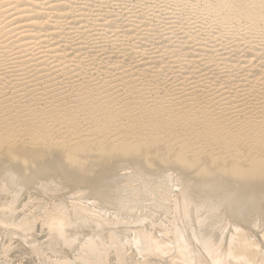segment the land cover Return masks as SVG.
Returning <instances> with one entry per match:
<instances>
[{
  "label": "bare ground",
  "instance_id": "6f19581e",
  "mask_svg": "<svg viewBox=\"0 0 264 264\" xmlns=\"http://www.w3.org/2000/svg\"><path fill=\"white\" fill-rule=\"evenodd\" d=\"M115 1L118 4L126 2ZM242 1L194 0V4L206 11L204 15L211 16L208 17L211 21L221 12L235 14L234 9L247 10L249 4L232 6V3L240 4ZM253 1L251 3H257L259 7L260 1ZM176 2L182 7L185 0ZM147 8L154 13L155 7L146 5ZM260 8L264 12V4ZM104 13L102 21L105 27H110V11ZM246 17L249 18L247 14ZM161 23L152 26L146 22L145 26L150 29L145 31L146 38H151L148 34L151 33L150 27L161 29ZM224 23L227 26L230 21ZM175 25L181 35L188 34L185 38L193 46L201 45L200 31L192 34L190 26L188 32L183 25ZM176 29L170 33L173 37L163 41L170 44L174 42L172 40H178L174 36ZM161 34L160 38L164 37ZM220 45L222 49L228 47V54L239 55L240 51L233 47L234 44L227 46L220 41L217 46ZM181 46L172 51L173 58L183 56L179 54L184 50ZM207 50L201 56H209L206 62L210 65L214 62V51ZM255 52L258 56L259 51ZM235 63L223 67L227 74L235 68ZM24 64L22 62L19 66ZM254 65L250 64L249 68ZM159 68L158 72L163 70ZM121 78L117 80L122 83L124 80ZM114 84L107 89H104L106 85L95 84V88L86 90V100L74 99L69 107L56 108L53 103L47 105L51 108L28 107V112L22 116L15 114L17 122H11L13 118L7 117L9 114L4 113L0 104V131L6 129L18 139L30 129L28 125L33 124L35 129L28 132L33 136L30 145L42 143L41 147L19 145L0 149V264H264V222L261 221L264 217V156L251 158L256 146L248 147L247 159L243 158L245 155L239 157L228 151L213 153L204 147L209 146V141L262 145L264 117L250 123L252 117L249 116L237 125H230L225 122L228 119L219 120L222 116L221 113L216 115L221 112L219 107L211 109L206 105L194 111L198 105L194 108L192 105L197 99L190 97L172 106H164V103L152 106L153 103L149 105L147 102L135 103L133 107L123 106L121 100L113 97L114 87L117 89L120 85ZM48 98L51 101L53 97ZM78 108L79 111L91 109L95 114L99 108L106 118L103 127L108 121L112 123L126 113L130 120L125 127L127 131H122L127 133L126 141L130 132L139 128L141 120L150 121L153 125L160 120L167 126L171 119L178 118L170 125L175 130L188 124H202L203 133L200 132L195 141L202 142L204 146L194 148L190 142H184L186 138H182L183 141L178 139V133L165 136L162 133L164 128L156 135H142L128 142L110 140L114 134H119L118 126L112 130H98L96 126V130L92 129L89 134L91 138L81 139L80 135L74 142L70 139L68 143L62 138L51 143L55 132L51 133L52 129L46 128H52L51 122L59 117L76 116ZM152 124L148 128L154 130ZM0 143L6 141L1 140Z\"/></svg>",
  "mask_w": 264,
  "mask_h": 264
},
{
  "label": "rangeland",
  "instance_id": "374dc122",
  "mask_svg": "<svg viewBox=\"0 0 264 264\" xmlns=\"http://www.w3.org/2000/svg\"><path fill=\"white\" fill-rule=\"evenodd\" d=\"M123 1H126V4H123L122 1L118 4L115 0H0V104L5 111L4 113L9 114L7 117L13 118L12 121L10 120L11 122H17L14 120L15 114L22 116L28 112V107L40 109L52 103L56 108L69 107L75 100L87 98L88 92L86 90L95 88V84L98 83L100 86L106 85L104 89L115 86L114 83L120 84L117 89L114 87L113 97L116 96L117 101L121 100L123 106L133 107L135 103L141 104V102H147L149 105L153 103L152 106H160L163 103L164 106L165 104L172 106V104H178L183 99L190 97L197 99L196 103L192 105V108L198 105L193 109L194 111L206 105L211 109L219 107L221 112L216 113L217 116L220 115L219 113L222 114L219 120L228 119L225 122L230 123V125H237L238 122L244 121L249 116L252 117L250 123L257 122L260 117H264V74H260L261 72L264 73V37H262L264 35V12L260 8L261 4H264V0H255V2L260 1L259 7L256 5L257 3H251L254 2L253 0H243L240 4H238L240 1L232 3L233 7L243 3L244 5L249 4V7L242 11L234 9L235 14H230V11L221 12L219 17L215 16L218 17L216 21L213 16L214 19L212 18L210 21L208 17L211 16L204 15L206 11H202L198 5L195 6L194 0H185L182 7L177 6L176 0ZM146 5L155 7L154 13L150 11L151 8L145 9ZM91 6H93L92 9ZM249 9L252 11L249 12ZM106 10L110 11L112 16L109 22L111 23L109 24L110 27H105L106 24L102 21ZM246 11H248L246 14L249 18L246 17ZM138 16L146 17V19L141 20ZM185 17L187 18L185 19ZM148 21L150 24L152 23V26L157 22H162L161 27L164 30L161 31L162 28L159 29L157 26H149L151 33L148 34L151 35V38H146L145 34L149 28L145 25L146 22L149 24ZM224 21H230L227 25L228 28ZM184 23H186L185 26ZM175 24L183 25L188 32L191 28L192 34H197L200 31L198 34L203 39L201 45L193 46L185 38L188 34L185 36L182 34V36L179 27ZM252 27L254 30L257 29L259 33L257 30H255L256 32L251 30ZM175 29L177 32H174V36L178 40L174 38L176 41L172 40L174 42L170 44L164 42L168 37H173L170 33ZM216 32H218L217 35ZM160 34L164 37L160 38ZM157 38H160L161 43ZM220 41L224 45L234 44L233 47H238L237 50L240 51L239 55L236 57L233 54H228V47L222 49V45L217 46ZM177 42L178 44H176ZM180 42L182 43L179 44ZM173 44L175 45L173 46ZM164 45L167 47L162 48ZM178 45H182L181 47L184 49L179 52L183 56L173 58L172 51L179 49ZM204 50L214 51L212 55L214 62L210 65L206 62L209 56H201L205 53ZM256 50L259 51L258 56H255ZM22 62L26 64L19 66ZM233 62H238L239 65L235 63V68L229 70L227 74L223 67L225 65L230 66L234 64ZM250 64L255 65L249 68ZM258 65L263 67H258ZM186 66L187 68H185ZM159 67L163 68L160 72H158ZM259 69L261 70L259 71ZM120 78L124 80L122 83L121 81L118 82ZM85 86H88L87 89H84ZM47 92L49 94L45 95ZM48 97L53 98L49 101ZM171 99L173 102L170 101ZM96 110L95 114L92 113L91 109L79 111L78 108L76 116H68L65 119L59 117L55 120L57 122H51L54 124H52V128H50L51 126L46 128L52 129L51 133L55 132L52 134L54 137L51 143L58 142L62 138L67 142L70 139H72L71 142H74L80 135L81 139L91 138L89 134H91L92 129V131L96 130V126L98 130L109 128L112 130L118 126L119 134H114L110 140L126 141L127 133L125 132L127 130L125 127L130 123L126 113L117 117H120V120L116 118L117 121L112 123L108 121L103 127L102 123L105 122L104 119L106 120V118L102 116L103 112L99 108ZM215 110L217 111V109ZM42 119L43 117L40 118L41 121L44 120ZM68 119L73 123H69ZM175 119H171L167 126H164L165 124L160 120H156L155 125L150 121L141 120L138 124L139 128L130 132L128 135L130 137L126 142L142 135H156V132L164 128L162 133L165 136H168L169 133H178V139L183 141L186 138L184 142H190L194 148L204 146L202 142L195 141L196 136L203 133L202 124H188L175 130L171 127ZM21 122L23 125L24 122ZM151 124L153 125L152 128L157 130L148 128ZM34 125L37 128V124ZM41 125L44 126L42 122ZM27 128H30L27 129L29 131L24 130L26 134L24 135L25 132H23V137L20 136L18 139L11 134L12 132L7 133L8 130H1L0 134L3 135L2 137L0 135V141H6V143H0L3 145L0 146V149L4 146V148L9 147L11 149L12 146L17 147L19 145L27 148L28 146L29 148L41 147L40 144L42 143L37 144V146L30 145L33 136L29 135L28 132H32L35 128H33V124L28 125ZM19 139L22 141H18ZM143 141L145 142V140ZM207 145L209 146H204L206 151H213V153L228 151L239 157L245 155L243 158L246 159L249 154L248 147L256 146L257 150L252 151L251 158L257 159L264 156V143L257 146L256 144L247 145L233 141L220 144L209 141ZM261 221L264 222V217H261Z\"/></svg>",
  "mask_w": 264,
  "mask_h": 264
}]
</instances>
